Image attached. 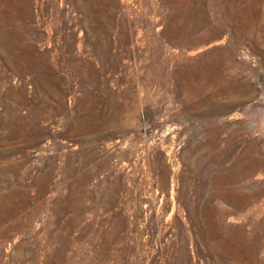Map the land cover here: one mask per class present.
Here are the masks:
<instances>
[{
	"label": "rangeland",
	"instance_id": "rangeland-1",
	"mask_svg": "<svg viewBox=\"0 0 264 264\" xmlns=\"http://www.w3.org/2000/svg\"><path fill=\"white\" fill-rule=\"evenodd\" d=\"M0 264H264V0H0Z\"/></svg>",
	"mask_w": 264,
	"mask_h": 264
}]
</instances>
